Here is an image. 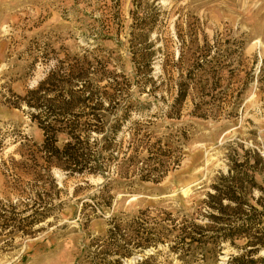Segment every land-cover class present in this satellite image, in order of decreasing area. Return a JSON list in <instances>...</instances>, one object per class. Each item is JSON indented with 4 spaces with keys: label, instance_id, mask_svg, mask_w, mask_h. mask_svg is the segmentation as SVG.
<instances>
[{
    "label": "rangeland",
    "instance_id": "obj_1",
    "mask_svg": "<svg viewBox=\"0 0 264 264\" xmlns=\"http://www.w3.org/2000/svg\"><path fill=\"white\" fill-rule=\"evenodd\" d=\"M141 32L154 51V80L162 82L154 94L135 92L132 53L146 46L136 38ZM85 50L129 78L130 91L148 106L154 135L187 133L174 154L178 164L170 165L163 180L115 188L105 216L148 207L150 217L203 225L200 202L227 170L226 147L239 144L264 156V90L255 79L264 63V0H0V264H74L87 233L105 231L104 217L82 211L103 179L65 177L56 168L52 174L60 191L51 190L44 200L61 205L34 222L31 205L40 183L23 174L20 153L25 138L39 144L43 136L23 110L5 102L45 76L55 63L53 51L63 58ZM189 71L187 96L176 118H168L176 81L187 80ZM259 195L253 191L254 198ZM86 214L90 221L84 225ZM171 240L125 262L151 256L148 264H233L247 249L241 238L211 244L208 251L195 244L179 255L170 249ZM251 259L264 264V249Z\"/></svg>",
    "mask_w": 264,
    "mask_h": 264
},
{
    "label": "trees",
    "instance_id": "obj_2",
    "mask_svg": "<svg viewBox=\"0 0 264 264\" xmlns=\"http://www.w3.org/2000/svg\"><path fill=\"white\" fill-rule=\"evenodd\" d=\"M136 36L146 46L132 53L136 62L135 92L154 94L162 83L155 81L152 74L154 51L146 34ZM53 53L55 63L45 76L23 95L5 102L23 110L43 136L39 144L25 138L20 153L23 174L40 183L35 190L37 200L31 205L35 223L61 205H48L44 200L51 197V190L54 195L60 191L53 168L65 177L91 175L103 179L96 186L97 192L88 197L90 201L82 202V211L89 208L94 217H104L105 231L97 236L87 233L74 264H127L126 259L134 253L142 254L170 238L175 239L171 240L170 249L179 255L192 252L195 244L208 251L211 244L220 247L224 242L234 244L245 238L247 249L232 259L233 264H256L251 257L264 249V156L239 144L226 147L227 170L217 175L211 191L200 202L203 225L192 219L180 224L168 216L150 217L148 207L133 214L111 211L105 216L104 208H111L115 188L131 190L134 184H157L163 180L170 165L178 164L179 157L174 154L181 151L187 133L178 129L175 133L154 135L150 129L154 120L147 119L145 113L148 106L130 91L128 77L109 68L108 60L87 50L65 53L63 58ZM47 54L43 56L45 60L49 58ZM187 77L176 81L178 89L168 107V118H176L187 96L190 71ZM255 79L259 89L264 90V63ZM195 107L199 105L196 103ZM254 190L260 193L257 198ZM83 216L86 225L90 217ZM150 257L137 260L136 264H148Z\"/></svg>",
    "mask_w": 264,
    "mask_h": 264
}]
</instances>
